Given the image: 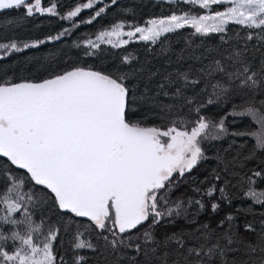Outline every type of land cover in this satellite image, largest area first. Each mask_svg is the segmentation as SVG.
I'll return each instance as SVG.
<instances>
[{"label": "trees", "instance_id": "1", "mask_svg": "<svg viewBox=\"0 0 264 264\" xmlns=\"http://www.w3.org/2000/svg\"><path fill=\"white\" fill-rule=\"evenodd\" d=\"M87 1L41 0L43 8L54 7L55 15L36 11L28 15L24 6L1 12L0 44L29 46L0 56V83L42 82L75 68L117 77L123 74L127 77L123 83L129 91L126 107L129 123L139 122L142 126L161 130L171 126L189 130L203 118L211 125L223 121L226 136L202 145V158L196 166L183 176L174 174L170 187L166 185L159 190L158 197L167 200V204L159 201L161 210L175 207L180 202V214L165 215L155 225H152L154 218L149 217L142 225L125 233L126 244L115 249L104 239L105 236L112 239L110 231L96 228L88 218L59 209L54 197L48 199L51 193L47 189L35 185L25 170L11 165L6 157H0V192L9 183L2 175L7 170L24 181L22 193L31 190L37 198L43 199V202L38 199L35 206L30 204L28 207L36 224L44 221L45 233L50 225L57 230V237L52 242L55 264H165V261L167 264H195L199 258L189 256L188 248L203 244L206 251L217 242L223 246L225 233L232 232L238 233L245 242L256 244L258 237L264 234V149H260L253 138L257 124L240 113L252 106L263 117L264 124V86L241 87L239 81L229 83L222 73L207 75V69L210 65L215 67L216 60L230 66L231 62L225 57L240 51L250 61V66L259 70L264 60V41L257 37L264 32L234 23L226 25L224 33L208 35L183 27L155 42L134 40L114 47L98 43L97 35L116 24L136 28L146 26L152 19L173 14L200 15L206 9L181 0H103L81 10L70 21L62 19ZM217 7L213 6L211 10ZM101 8L104 11L97 16L96 12ZM250 33L252 40L247 39ZM89 41L97 46H90ZM181 73L189 75V82L180 79ZM192 80L197 82L191 83ZM218 82L227 90H216L218 94H214L212 85ZM251 189L261 197L259 202L247 196ZM209 190H212L211 195ZM213 204L218 205L215 211ZM2 209L0 204V216L6 214ZM229 215L233 217L231 222L226 219ZM13 218L21 219V212L15 213ZM248 224L252 226L251 231H245ZM13 231L23 235L26 229L24 225L13 226L0 221V233L11 236ZM145 231L152 233L155 241L160 242L159 246L145 243ZM77 233L93 247L74 248ZM173 234H182L183 248L175 242L163 244ZM42 240L43 236H40L39 241ZM14 243L19 247L18 242L11 239L3 242V247L11 254ZM136 245H140L139 252ZM231 247L236 250L229 251L224 261L214 256L209 264H232L233 261L240 264L249 259L244 244ZM152 248L157 249L155 254L151 252ZM260 255L259 252L251 254L253 259ZM203 259L207 260V257Z\"/></svg>", "mask_w": 264, "mask_h": 264}, {"label": "snow or ice", "instance_id": "2", "mask_svg": "<svg viewBox=\"0 0 264 264\" xmlns=\"http://www.w3.org/2000/svg\"><path fill=\"white\" fill-rule=\"evenodd\" d=\"M93 2L89 0L82 7L91 8ZM184 2L201 9H211L213 5L220 4L230 6L224 11L198 16L185 13L153 19L148 21L149 26L136 27L134 32H122L123 25L116 24L110 31L100 32L96 40L115 47L127 43L120 39L121 36L131 38L139 33L141 40L155 42L161 35L185 26L192 27L201 35L224 33L229 23L264 32V0ZM21 6L26 7L28 15L34 11L56 14L54 7L42 8L41 0H35L34 4H28L26 0H0V10ZM80 11L81 7H76L62 19L71 20ZM103 11V8L99 9L96 15ZM257 38L264 41V35ZM247 39H253L251 33ZM88 44L97 46L92 41ZM0 48L20 50L15 43L0 44ZM225 59L231 62L230 66L216 60L215 67L208 66L207 75L219 72L227 76L229 83L239 81V85L246 88L264 86V60L259 70H254L240 51H234ZM179 77L189 82L187 73H181ZM126 78L123 74L117 77L75 68L42 82L0 83V157H6L11 165L25 170L35 185L47 189L51 193L48 199L54 197L59 209L77 217H86L96 228L110 231L112 239L108 236L104 239L114 249L125 245L124 234L142 225L149 217L154 218L152 225H155L165 215L180 214V202L175 207L161 210L159 201L167 204V200L158 197V192L166 185L170 187L175 173L183 176L197 164L202 157L199 138L209 128L203 118L191 131L176 126L162 131L158 127L142 126L139 122L129 123L126 119L129 91L123 83ZM212 87L214 94H218L216 90H227L219 82ZM177 91L179 94V89ZM240 114L255 116L256 111L249 106ZM215 127L223 131V121ZM258 143L264 147V134L258 138ZM2 175L9 183L0 192V204L3 205L2 210H6L0 221L13 226L24 225L26 232L22 235L13 231L11 236L0 233V264H55L52 242L57 237V230L50 225L45 233L44 221L36 224L28 207L30 204L35 206L38 199L43 202V199L37 198L31 190L22 193L20 189L24 187V181L7 170ZM220 191L223 193L224 190ZM208 194L211 195L212 190ZM249 195L254 196L255 193ZM217 207L212 205L214 211ZM17 212L22 214L19 220L13 218ZM226 219L231 222L233 217L229 215ZM251 230V224L245 225V231ZM81 235L77 233L74 248H92L93 245L81 239ZM143 235L145 243L159 246L160 242L155 241L150 231ZM40 236H43L42 241H39ZM225 237L223 246L217 242L205 251L201 244L198 248H188V255L199 258L195 264H209L214 256L224 261L229 251L236 250L232 245L244 244L249 259L240 264H264V234L258 237L256 244L245 242L236 232L225 233ZM9 239L19 244L16 247L14 243L11 254L3 247V242ZM169 242H175L180 248L185 246L182 234L167 237L163 244L167 246ZM136 250L140 251V245H136ZM156 251V248L151 249L153 254ZM256 252L261 255L253 259L251 254Z\"/></svg>", "mask_w": 264, "mask_h": 264}, {"label": "rangeland", "instance_id": "3", "mask_svg": "<svg viewBox=\"0 0 264 264\" xmlns=\"http://www.w3.org/2000/svg\"><path fill=\"white\" fill-rule=\"evenodd\" d=\"M103 2V0H94L93 2V6L96 5L97 2ZM167 1H177V0H167ZM181 1H184V0H181ZM89 1H87L86 3H88ZM28 4H34L35 3V0H29V2H27ZM85 4V3H83ZM78 5L77 7H81V10H84V9H89V8H83L82 5ZM92 6V7H93ZM213 6H218L216 9L214 10H211V9H206V12L202 13V14H208L210 12H214V11H224L226 7L230 6V5H225V4H220V5H213ZM212 6V7H213ZM42 7V6H41ZM43 8V7H42ZM75 10V8L73 9ZM43 13H48V12H43ZM50 14V13H49ZM183 15V14H181ZM201 15V14H200ZM66 16V15H65ZM198 16V15H197ZM169 17V16H168ZM167 17H164V18H157V19H165ZM73 19V18H72ZM71 19V20H72ZM153 20V19H152ZM70 21V20H69ZM123 25V24H122ZM149 26L148 24L146 26H139V27H147ZM185 27H189V28H192L190 26H185ZM183 28V27H182ZM193 29V28H192ZM111 30V29H110ZM108 30V31H110ZM194 30V29H193ZM122 32H128V31H135V28H126L125 25H123V28L121 29ZM195 31V30H194ZM170 33V32H169ZM168 33H165L163 35H161L160 37L166 35ZM116 38L113 37V40H115ZM120 39L122 40H126L127 42L129 41H134V40H141L140 39V34L139 33H136L133 37L129 38L127 36H121ZM144 41V40H142ZM98 43H100L99 41H97ZM104 44H108V45H112V44H109V43H104ZM10 45V44H9ZM123 45V44H121ZM119 45V46H121ZM113 46V45H112ZM17 47L20 49L19 51L27 48L25 47V45H17ZM12 52H17L16 50H9V49H2L0 48V56H6L7 54H10ZM245 116H248L250 117L256 124H257V127H258V130H257V133H255L256 135H253V138L254 140L257 142L258 146L260 149H264V147L260 146V144L258 143V138L264 134V124H263V117L258 114L256 112V115L253 116V115H249V114H244ZM209 124V123H208ZM162 131H166V130H162ZM188 131H191V129H189ZM226 136V132L223 130L221 131L219 127H215V125H211L209 124V128L206 130V133L204 135H202L199 140H200V147H202V145H204L205 143H211V142H214L216 140H221L223 139L224 137ZM166 139V138H164ZM202 158V157H201ZM201 158L198 160V162L201 160ZM197 162V163H198ZM196 166V165H195ZM194 166V167H195ZM186 172H189V171H185ZM175 174H179L178 172L175 173ZM249 193H255V195H249ZM250 199L256 201V202H259L261 200V197L256 193L254 192L253 189H251L249 192H248V195H247ZM86 218V217H85ZM108 225H109V228L111 229V221L108 222Z\"/></svg>", "mask_w": 264, "mask_h": 264}, {"label": "water", "instance_id": "4", "mask_svg": "<svg viewBox=\"0 0 264 264\" xmlns=\"http://www.w3.org/2000/svg\"><path fill=\"white\" fill-rule=\"evenodd\" d=\"M26 1H28V0H26ZM5 10H8V9L0 10V13L3 12V11H5Z\"/></svg>", "mask_w": 264, "mask_h": 264}]
</instances>
